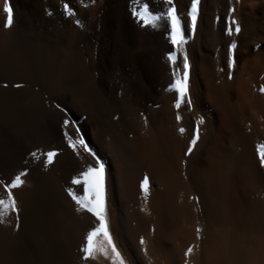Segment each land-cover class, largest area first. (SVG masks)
<instances>
[{"label": "bare ground", "instance_id": "bare-ground-1", "mask_svg": "<svg viewBox=\"0 0 264 264\" xmlns=\"http://www.w3.org/2000/svg\"><path fill=\"white\" fill-rule=\"evenodd\" d=\"M141 2L154 14L165 9L162 0ZM173 2L184 33L177 46L165 20L153 28L132 15L137 0H9L8 28L0 0V180L25 173L12 190L18 211L0 223V264L88 260L80 249L96 221L75 210L66 189L94 162L68 147L65 114L105 164L109 231L122 246L137 254L141 234L154 232L160 260L175 255L168 232L264 237L256 152L264 144V0H200L195 26L190 0ZM185 58L191 106L176 107L170 84ZM48 151L57 155L45 166ZM104 256L95 264H107Z\"/></svg>", "mask_w": 264, "mask_h": 264}, {"label": "snow or ice", "instance_id": "snow-or-ice-1", "mask_svg": "<svg viewBox=\"0 0 264 264\" xmlns=\"http://www.w3.org/2000/svg\"><path fill=\"white\" fill-rule=\"evenodd\" d=\"M200 0H190L191 6V21L192 25L195 26L197 16V8ZM139 5L138 10H134L132 15L138 20L142 21V26H151L153 28L157 27L158 21L165 20L166 32L170 37V42L173 46L183 45L184 43V33L181 30V18L178 15L176 6L173 0H162L165 5V9L162 12L153 13L149 9L147 3H142L141 0H137ZM3 13L5 14L3 26L5 28L11 27L14 22L13 10L10 7L9 0H4ZM232 11V9H229ZM232 24L235 25V32L239 33L240 27L233 20ZM170 29V30H169ZM231 29L229 32L231 34ZM168 61L175 63L177 60V55L175 52H169L167 56ZM189 64L187 59L183 60L182 76L180 75V69L173 73L175 77L174 82L170 84V88H174L177 93V98L175 106L179 107L181 103H187L190 107V101L185 98L188 94V73ZM6 86V85H5ZM14 87H21V85H14ZM264 92V88L260 89ZM56 107L64 112L65 110L60 107L59 104ZM63 119L61 128L63 130V137L67 141L68 147L73 150L74 153L79 155V150L82 149L84 153L92 157L94 164L87 165L82 171L78 173L76 177L71 179V184L75 187H69L66 189L67 195L76 205L77 212H86L95 218V225L86 233L84 238V244L82 245L80 251L82 254V259H94V254L99 251L101 254L105 255L107 258L109 255L111 257L112 264H125V260L122 258L120 251H118L116 245L113 243L112 236L109 231L108 218L106 215L105 206V164L102 159L97 156V154L88 146L85 142L83 136L80 135V130L74 124V122L67 118ZM177 119H180L177 116ZM72 129V135L69 134V129ZM183 132V129H180ZM75 137V138H74ZM199 139L198 130L194 132L193 137L190 141V145L187 149L185 155L192 152V145H195ZM256 152L259 158V164L261 168H264V144L256 146ZM31 155L35 158L36 153L33 152ZM44 157L45 166L53 163L54 157L57 153L55 151H48L42 154ZM25 173H19L12 177L10 181L0 180V187L3 188V195L0 196V223L5 222V218L9 213H16L18 211L17 201L14 198L13 189L19 188L23 184L22 177ZM140 189L142 192H147L148 189V178L145 177L140 183ZM82 192L81 194H78ZM198 238L200 229H196ZM101 239L102 246L97 247L96 240ZM141 245V251H144L145 240L143 237L139 241ZM193 251L192 247H189L185 256L187 257Z\"/></svg>", "mask_w": 264, "mask_h": 264}, {"label": "rangeland", "instance_id": "rangeland-1", "mask_svg": "<svg viewBox=\"0 0 264 264\" xmlns=\"http://www.w3.org/2000/svg\"><path fill=\"white\" fill-rule=\"evenodd\" d=\"M113 233L114 232H110L113 243L116 245L118 251H120L122 258L125 260V264H155L157 262L158 264H210L209 261L211 262V260H214V263L212 262L213 264H219V260L220 264H264L262 259L264 252V249H262L264 245V237L262 236V239L261 237H258L261 236L260 232H252V234L249 235L242 232H226L228 239L231 238L229 240H225L223 233L213 232L211 229H203L202 232H199V238H197L198 235L195 237L191 232H188V234H185L187 232H184L183 235L180 232H168L166 238L169 239L172 248L175 249V255L174 257L160 260L159 255L163 252V248H161V243L158 239H155L153 235L154 232H143L141 234L137 240V254H135L134 250L129 248V244L122 246ZM123 234H126V232H123ZM141 237L145 240L144 251H141V245L139 243ZM123 239L126 240L128 238L125 236ZM96 244L97 247H100L102 245L101 239L98 238ZM189 247H192L193 251L186 257L185 252ZM231 247H233V249ZM234 247L237 249L239 248L241 254H239L240 251H237V249L235 250ZM229 249L235 251L233 252ZM226 254L229 258L228 256H225ZM94 256L95 259L90 258L85 264H95L100 260L98 251ZM221 256L223 257L222 260ZM230 256L232 260L230 259ZM211 257H216L217 259H212ZM104 259L107 264H112L110 255L107 259L104 256Z\"/></svg>", "mask_w": 264, "mask_h": 264}]
</instances>
